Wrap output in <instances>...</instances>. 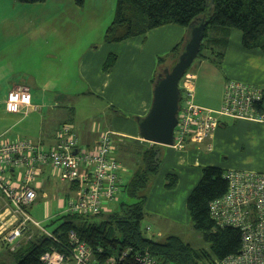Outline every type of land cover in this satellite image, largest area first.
Wrapping results in <instances>:
<instances>
[{"label": "crops", "instance_id": "crops-1", "mask_svg": "<svg viewBox=\"0 0 264 264\" xmlns=\"http://www.w3.org/2000/svg\"><path fill=\"white\" fill-rule=\"evenodd\" d=\"M116 6L117 0H84L82 7L74 0L33 4L0 0V135L36 139L51 146L59 127L70 123L79 145L92 147L102 131L111 130L113 154L117 149L121 157L124 149H138L131 150L132 157L118 159L123 182L124 175L138 167L141 149L152 144L140 138L136 119L145 116L151 107L158 58L181 43L186 29L167 24L145 36L106 43L104 34ZM109 53L117 54L118 59L110 72H104L103 63ZM204 60L201 63H210ZM220 67L223 76L216 88L212 81L200 83L199 73H194L196 104L218 110L227 80L264 88V53L258 48L245 49L237 30L231 31ZM18 88L30 91L38 110L26 114L6 110L7 93ZM85 98L105 100L107 106L124 109L136 118L123 122L115 118L110 127L98 132L93 124L91 132L84 130L80 134L75 128L73 103ZM160 148V169L148 185L146 218L158 237H163L165 231L182 237L179 228L191 226L186 201L201 178V167L264 172V122L222 117L205 143L190 142L184 149L167 145ZM169 173L178 177L173 188L166 186ZM35 188L36 199L50 195L58 199L54 209L51 201L47 202L45 217L66 213L68 201L75 196V186L63 181L50 166L43 167ZM6 206L0 195V211ZM11 222V217L0 222V236L10 229ZM10 260L14 263L12 257Z\"/></svg>", "mask_w": 264, "mask_h": 264}, {"label": "built area", "instance_id": "built-area-1", "mask_svg": "<svg viewBox=\"0 0 264 264\" xmlns=\"http://www.w3.org/2000/svg\"><path fill=\"white\" fill-rule=\"evenodd\" d=\"M195 80L193 72H186L180 80L182 96L173 147L184 149L190 142L205 143L222 117L264 122V112L257 109L264 99V88L228 80L222 105L213 110L195 103ZM5 107L10 113L24 114L39 109L24 88L9 91ZM113 134L111 130L102 131L92 147L79 145L70 123L59 127L51 146L40 140L0 135V191L7 202L0 211V222L12 218L10 229L0 236L1 246L15 251L32 238L35 230L54 238L53 232L33 220L28 210L37 197L35 180L44 166H50L63 181L75 186V196L68 201L66 213L97 216L107 211V204L117 199L123 184L121 164L113 155ZM224 178L228 181L227 191L210 203V215L218 225L240 230L241 248L219 264H264V172L229 169ZM69 241L66 252H44L42 263L122 264L132 257L138 264H164L148 251H134L132 247L100 260L74 233Z\"/></svg>", "mask_w": 264, "mask_h": 264}, {"label": "trees", "instance_id": "trees-1", "mask_svg": "<svg viewBox=\"0 0 264 264\" xmlns=\"http://www.w3.org/2000/svg\"><path fill=\"white\" fill-rule=\"evenodd\" d=\"M17 1L33 4L46 0ZM74 2L79 7L84 4V0ZM207 10L210 20L199 58L220 66L232 30L241 32L245 49L258 48L264 53V0H117L115 16L105 31L104 41L116 43L145 36L148 31L167 24L188 30L191 22L203 17ZM179 47L180 44L176 45L170 54L176 60ZM167 57L158 58L157 75L167 66ZM117 59V54L109 53L103 63V71L110 72ZM257 109L264 112V99ZM160 147V144L155 143L143 147L138 167L131 179L121 186V190L134 199L133 202H120L117 209L105 215L62 214L56 219L60 222L52 231L54 238L34 231L27 243L15 251L9 250L14 256V264H43L41 255L44 252L52 249L66 252L71 233L87 243L100 260L126 247H132L134 251H148L164 264H197L200 261L202 264H219L229 255L238 253L241 248L240 230L232 226H220L210 215V203L223 196L228 188V181L224 178L226 170L218 166L201 167V178L186 201L191 226L200 233L209 249L197 248L178 235H168L161 240L146 235L142 221L146 217L148 185L160 169ZM166 178V186L175 187L177 175L169 173ZM102 214L104 217L99 218ZM122 264L138 263L128 257Z\"/></svg>", "mask_w": 264, "mask_h": 264}, {"label": "rangeland", "instance_id": "rangeland-1", "mask_svg": "<svg viewBox=\"0 0 264 264\" xmlns=\"http://www.w3.org/2000/svg\"><path fill=\"white\" fill-rule=\"evenodd\" d=\"M185 29H186V32H185L184 39L181 41V43H179L180 44L179 53L183 49V46L187 40L186 38L188 35V30H187V28H185ZM237 31H239V30H237ZM171 51H172V49H171ZM171 51L169 53H167L166 55H164V56H168L167 57L168 59L166 60L165 64H167L166 67H169V68H171L176 62L175 57H173L174 55L173 54L170 55ZM169 55L172 56V58ZM209 62L210 61H208V63ZM187 72L199 73V75H200V81L199 82L200 83H201V81H202V84H205L206 82L208 83L209 81H212L215 88L218 87V85H220L221 81L219 79H221L222 78L221 76H223L220 66H217L216 64L211 63V62L209 64L201 63V58H199V57L197 59H195V61L189 67ZM195 84H197V81H195ZM73 104L76 106L75 128H76L77 132H79L80 134H82V131L84 132V130H89L91 132L93 124H95L94 125L95 126V132H98V131L104 130L105 128L110 127L111 126V120H113L115 118H117L119 120V122H123V121L129 120V119L134 120V118H136L135 116H133L131 113L125 111L124 109H118V108H114L111 106H107V103L105 100L102 101L101 99H97V98L79 99V101L76 104H75V102ZM46 112H47V110H46ZM49 112H50V110H49ZM49 112H47V113H49ZM130 148H131V146H130ZM131 150H132V152L138 151V149H136L135 147H132ZM131 150L128 149L125 151V149H124L123 154H122L123 156L120 157L119 153L116 149V151L114 152L113 155L115 158H117V160L119 158H121V160H126V158H128V157H132L133 153L131 152ZM132 173H134V172L133 171L127 172L124 175L123 184H126L131 179ZM53 189L55 190L56 188H53ZM48 201H51V205H52L53 209L56 208L58 199L55 196L50 195V197H47V199L42 198L40 196L29 207L28 210H29V213H30L33 220L39 221L41 223V226H43L48 232H52L54 230V228L60 222L59 220H56V218H58V216H60L62 213L56 212L57 214L55 213L56 214L55 216L52 215L51 217H45V213H46V210L48 207L47 206ZM123 201L133 202L134 199L128 197L122 190H120V192L117 195V199L114 201H111L107 204L108 210L103 212V214L105 215V214L109 213L111 210L113 211V210L117 209L120 202H123ZM103 214L101 216H98V217L99 218L104 217ZM142 228L145 230V233L147 236L154 237L155 239L161 240L168 235V233H166V231H165V235L163 237H158L155 233V227H153V228L150 227L149 220L146 217L142 221ZM179 230L181 232V236H182L183 240L190 242L192 245H194L197 248L209 249L208 244L202 239L200 233L198 231H196L194 228H192V226L185 224V226H183V229L179 228ZM35 231H37V230H35ZM25 239H26V237L23 238V240H25ZM26 243H27V241H26ZM0 247L2 248L1 249L2 251H0V264H14L13 261L10 260L11 257H14V256L12 254H10L9 250H7L5 246L0 245ZM4 257H5V259H2ZM197 264H202V261L198 262Z\"/></svg>", "mask_w": 264, "mask_h": 264}, {"label": "water", "instance_id": "water-1", "mask_svg": "<svg viewBox=\"0 0 264 264\" xmlns=\"http://www.w3.org/2000/svg\"><path fill=\"white\" fill-rule=\"evenodd\" d=\"M209 11L191 22L187 40L175 64L158 73L153 87V100L147 114L137 117L139 136L144 141L172 146L181 101L180 80L199 57L201 43L209 23ZM76 152V151H75Z\"/></svg>", "mask_w": 264, "mask_h": 264}]
</instances>
